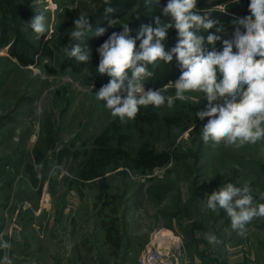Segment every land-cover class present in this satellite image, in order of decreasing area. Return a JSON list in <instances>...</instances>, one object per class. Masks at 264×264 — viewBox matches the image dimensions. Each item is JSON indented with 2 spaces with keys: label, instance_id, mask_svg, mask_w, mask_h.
<instances>
[{
  "label": "rangeland",
  "instance_id": "1",
  "mask_svg": "<svg viewBox=\"0 0 264 264\" xmlns=\"http://www.w3.org/2000/svg\"><path fill=\"white\" fill-rule=\"evenodd\" d=\"M97 2L32 0V10L20 24L22 37L28 46L37 44L42 35L28 24L37 13L46 16L44 34L49 38L66 8L84 15ZM15 38L11 32L8 42H0V225L15 224L9 253L12 261L39 264L40 233L46 223L53 239L49 248L63 254L77 238L81 249L93 252L95 248L98 257L103 231L95 226L94 202H112L103 209L104 214L117 206L124 234L119 264L122 260L124 264H142L144 247L156 229L173 226L186 235L181 223L185 225L190 218L202 222L207 233L224 238L226 250H236L240 244L248 253L264 248V217L255 218L241 237L231 229L226 211H211L205 200L214 190L238 180L240 185L250 182L255 204L264 203V140L239 149L205 143L201 128L207 118L201 121L195 113L207 101L201 93H187L196 99L176 100L171 108L167 104L157 108L160 119L152 124L123 123L122 130L130 134L135 148L150 142L158 150H169L171 162L145 173L125 166L112 168L104 176L108 197L100 198L102 178L79 182L76 172L94 138L116 118L96 98L101 87L90 83L84 71H48L44 64L53 63L47 59L23 65L9 53ZM164 94L174 96L175 89L168 87ZM174 116L183 120L167 119ZM33 179L42 183L40 188ZM49 202L52 209L59 206L57 217L40 215V206Z\"/></svg>",
  "mask_w": 264,
  "mask_h": 264
},
{
  "label": "clouds",
  "instance_id": "2",
  "mask_svg": "<svg viewBox=\"0 0 264 264\" xmlns=\"http://www.w3.org/2000/svg\"><path fill=\"white\" fill-rule=\"evenodd\" d=\"M155 2L158 4L159 0ZM104 3L110 17L115 9L110 0H104ZM196 5L197 0H168L162 13L165 17L170 16L171 22H162L157 17V27L141 25L135 37L131 35L128 23L121 24L120 19L109 18V26L120 24L123 31L112 32L97 49L100 56L97 71L111 79L95 94L96 98L104 102L113 117L126 123L137 117L141 107L160 108L167 104L171 108L176 100L188 102L196 99L187 93H201L207 104L195 116L201 121L207 118L201 128L205 143L211 141L213 147L223 144L236 149L254 145L264 140V0H250V15L232 21L235 27L233 38L223 40L222 51L213 47L205 52L204 37L195 30L203 28L207 31L215 27L217 32H224V27L217 26L220 22L211 18L212 9L200 14ZM28 24L38 35L47 31L43 12L35 14ZM173 27L177 31V42L169 50L164 42ZM105 31V28L98 27L93 33L88 17L80 15L74 20L71 42L63 51L68 58L88 63L91 51L81 44L89 33L102 36ZM219 40V35L207 36V42L213 46ZM174 57L181 68L179 78L161 89L145 90L143 81L154 75L149 66L158 65L160 61L170 64ZM168 87L175 89L174 96L164 94ZM205 200L211 211H226L231 229L241 237L247 234V226L255 218L264 217V203L255 204L250 182L242 185L238 180L226 183L206 195ZM205 239L210 244L219 243L218 237L211 232L205 234ZM11 248L9 241L0 240V250L3 251L0 264H13L9 256Z\"/></svg>",
  "mask_w": 264,
  "mask_h": 264
},
{
  "label": "trees",
  "instance_id": "3",
  "mask_svg": "<svg viewBox=\"0 0 264 264\" xmlns=\"http://www.w3.org/2000/svg\"><path fill=\"white\" fill-rule=\"evenodd\" d=\"M32 0H0V42L6 43L9 40V34L15 33V41L10 45L9 53L18 59L23 65L35 64L39 60H50L53 64L47 62L44 66L50 72L59 70L72 69L74 71H84L87 73V78L90 83L102 87L111 79L107 74H100L97 71L100 56L97 49L108 39L112 32H121L123 27L120 24L109 26L108 19H120L121 24L128 23L132 29L131 35L135 37L141 25L157 27L155 19L159 17L162 22H171V17H165L162 9L166 6L168 0H159L157 4L155 0H110L111 7L115 11L109 17L106 14V5L104 0H98L94 8H88L84 16L88 17L90 25L93 29L98 27L105 28L106 31L102 36H96L89 33L82 47L90 49L91 60L88 63H82L75 58H68L63 51L65 46L71 42L70 32L74 29V20L79 18L69 9H65L58 16L56 29L52 37L47 38L46 34L42 35L37 44L28 46L24 40L23 30L20 29V24L26 21V16L31 12L30 3ZM250 0H197L196 10L203 14V10L212 9L211 18L218 20L219 25L224 27V32H217L216 28L205 31L203 28L195 30L198 35L204 37L205 52L213 50L215 47L218 50L223 47L224 39H232L235 27L232 24L234 19L242 18L250 15L248 5ZM223 9L224 12L221 10ZM136 15H139L137 18ZM241 31L244 29L241 28ZM209 34L219 35L221 40L217 41L213 46L207 42ZM74 42V41H73ZM177 42V31L173 27L168 32V38L164 42L166 49H171ZM137 41V50H139ZM235 52L236 49L234 48ZM149 70L153 71L154 75L151 78L143 81L144 87L148 89H161L169 82H175L181 75L179 63L173 58V61L165 63L160 61L158 65L149 66ZM130 75V73H129ZM160 119V114L157 108L153 106L141 107L137 117L133 120L136 124H152ZM171 122H179L183 120L181 116L167 118ZM129 121V120H128ZM123 123L119 117H116L110 124L98 134L91 144L90 148L85 151V158L81 162L76 175L79 182L102 178L100 198L108 197L105 181V174L112 168L125 166L138 172H148L156 167L165 166L171 162L173 154L166 149L158 150L156 146L150 142L144 143L135 148L131 144L130 134L122 130ZM142 128V126H141ZM140 128V129H141ZM185 129L188 126L184 127ZM38 179H33V184L40 188L42 183ZM106 197V198H107ZM94 202L93 211L96 218V225L104 233V244L106 253L99 254L93 259L94 264H119L117 257L123 248L124 234L120 225V217L117 206L113 205L110 212L104 214L103 209L111 205L112 202ZM98 209V210H97ZM102 215V217L100 216ZM98 219V220H97ZM173 228L172 226H168ZM124 228V226H123ZM10 253V251H9ZM3 251L0 250V257ZM115 258V262L111 263V259ZM81 264H87V258L81 261ZM122 260L120 264H124Z\"/></svg>",
  "mask_w": 264,
  "mask_h": 264
},
{
  "label": "crops",
  "instance_id": "4",
  "mask_svg": "<svg viewBox=\"0 0 264 264\" xmlns=\"http://www.w3.org/2000/svg\"><path fill=\"white\" fill-rule=\"evenodd\" d=\"M54 207V206H53ZM52 204H42L39 209L40 215L52 214L57 217V212L60 211L59 206H55L52 210ZM50 211V212H49ZM52 218V217H51ZM17 220V218L15 219ZM190 222L181 223V225L186 229V235L183 234V250L184 254L180 257L181 264H264V248H260L259 251L254 250L251 252H245L246 249L242 244L235 250H226V247H222V243H227L223 239L219 240L218 244H210L205 239V234L207 233L206 227L203 226L202 222H196L194 219L189 220ZM187 222V221H186ZM15 224H7V227L0 225V240H7L11 243L13 241L12 232ZM96 228L98 227L95 223ZM203 226V227H202ZM173 227V226H172ZM187 227V228H186ZM6 229V231H5ZM99 229V228H98ZM174 229V227L172 228ZM102 233V230L99 229ZM9 231V232H8ZM43 234L40 233L41 243H40V252H39V264H81L84 259L87 258V264H94L93 259L97 256L94 251H85L79 247L80 241L76 238L72 241L70 248H65L63 254L59 252L57 248H49V240L53 244L52 236H49L47 223L44 224ZM7 233L6 236H4ZM9 233V234H8ZM104 233L102 238L99 237L102 241V254L106 253V246L104 244ZM26 237V236H25ZM43 239V240H42ZM57 241V236L56 239ZM85 241V240H84ZM224 241V242H223ZM224 243V244H225ZM233 242L234 245H237ZM239 245V244H238ZM58 246V245H57ZM237 247V246H235ZM234 247V248H235ZM90 248V246H89ZM261 251V254H260ZM95 254V255H94ZM15 260V259H14ZM19 261H13V264H18ZM20 264V263H19ZM25 264V263H22Z\"/></svg>",
  "mask_w": 264,
  "mask_h": 264
},
{
  "label": "built area",
  "instance_id": "5",
  "mask_svg": "<svg viewBox=\"0 0 264 264\" xmlns=\"http://www.w3.org/2000/svg\"><path fill=\"white\" fill-rule=\"evenodd\" d=\"M144 248L142 264H181L183 234L160 227L152 233Z\"/></svg>",
  "mask_w": 264,
  "mask_h": 264
}]
</instances>
